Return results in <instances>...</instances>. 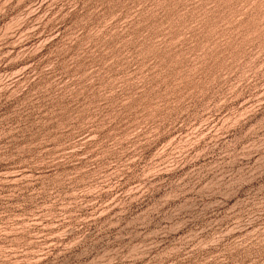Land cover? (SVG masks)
I'll return each mask as SVG.
<instances>
[{
	"label": "rangeland",
	"instance_id": "obj_1",
	"mask_svg": "<svg viewBox=\"0 0 264 264\" xmlns=\"http://www.w3.org/2000/svg\"><path fill=\"white\" fill-rule=\"evenodd\" d=\"M0 264H264V0H0Z\"/></svg>",
	"mask_w": 264,
	"mask_h": 264
}]
</instances>
